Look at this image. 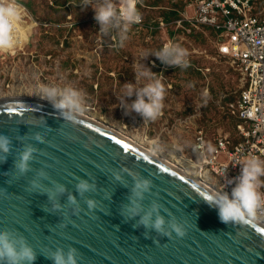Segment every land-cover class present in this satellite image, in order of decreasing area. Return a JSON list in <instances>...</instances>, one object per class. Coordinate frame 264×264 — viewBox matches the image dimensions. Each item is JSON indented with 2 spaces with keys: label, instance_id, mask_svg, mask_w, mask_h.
<instances>
[{
  "label": "water",
  "instance_id": "1",
  "mask_svg": "<svg viewBox=\"0 0 264 264\" xmlns=\"http://www.w3.org/2000/svg\"><path fill=\"white\" fill-rule=\"evenodd\" d=\"M35 133L43 143L32 139ZM0 135L12 141L7 162L0 163V231L23 236L35 250L34 264H52L46 258L51 251L70 247L80 255L78 264H264L259 219L246 225L222 223L217 209L203 200L217 192L209 184L98 121L80 116L71 125L46 101L7 96L0 98ZM28 143L37 151L31 171L19 176L13 161ZM133 176L153 183L142 202L144 211L158 202L166 221L175 218L183 225L184 237L172 232L169 238L133 228L136 220L125 222L120 212ZM81 179L94 183L95 191L81 197L76 191ZM57 184L66 191L55 196L61 208L53 212L47 194ZM69 196L75 197L78 212ZM85 199L97 201V208L90 211Z\"/></svg>",
  "mask_w": 264,
  "mask_h": 264
},
{
  "label": "rangeland",
  "instance_id": "2",
  "mask_svg": "<svg viewBox=\"0 0 264 264\" xmlns=\"http://www.w3.org/2000/svg\"><path fill=\"white\" fill-rule=\"evenodd\" d=\"M195 1L137 0L141 20L128 25L121 40L117 30L99 31L92 10L99 0H90L87 8L83 0H23L30 18L16 25L15 47L0 53V98L20 89L70 85L84 93L87 112L126 136H147L162 154L178 152L196 159L197 130L223 136L236 125V119L228 122L225 114L239 85L229 59L218 54L220 37L186 21L176 23ZM114 2L119 5V0ZM251 5L252 16L264 12V0H252ZM166 45L187 53L186 67H167L150 55ZM143 65L166 89L162 114L155 121L145 122L135 112L125 114L117 99L123 95L122 85L134 81ZM17 66L21 70L14 73ZM147 82L141 79L138 86ZM28 98L44 100L43 93Z\"/></svg>",
  "mask_w": 264,
  "mask_h": 264
},
{
  "label": "clouds",
  "instance_id": "3",
  "mask_svg": "<svg viewBox=\"0 0 264 264\" xmlns=\"http://www.w3.org/2000/svg\"><path fill=\"white\" fill-rule=\"evenodd\" d=\"M20 0H0V53L12 50L16 45L14 29L21 21L23 6ZM137 0H119V5L114 0H99L92 7L94 19L99 26V31L107 34L112 30L120 32L121 40L125 38L124 29L130 24L138 22L140 15L136 8ZM84 6H89L90 0H83ZM23 4V3H22ZM24 5V4H23ZM154 55L162 64L167 67H186L185 57L187 53L175 45H166ZM145 79L148 82L143 86H138L139 81ZM123 95L117 97L120 107L125 114L135 112L143 118V121H155L164 108V98L166 89L157 74L143 65V69L134 73V81H129L122 85ZM43 99L49 103L59 114L60 118L71 125H75L79 117L86 110L84 93L73 86L63 87L44 86L42 88ZM135 97V99H132ZM32 139L43 143L44 139L40 133H35ZM37 149L28 143L23 145L18 153V159L14 158L13 167L19 176L31 171L30 162L34 159ZM207 151L212 153L215 148L209 144ZM12 152V141L9 137L0 135V163H6L7 157ZM240 172L237 177L229 180L231 194L228 192L209 193L203 199L209 206L218 211L220 221L226 225H246L254 223L258 219V213H264V159L255 155L243 158L238 164ZM41 175H45L41 173ZM117 181L121 180L118 173H114ZM133 185L130 189L128 203L122 205L121 216L125 222L136 220L133 228L143 227L148 231L171 238L172 232L177 237H184L186 231L175 218L165 219L161 215L162 205L153 201L150 209L144 211L143 200L146 194H150L153 183L143 176H133ZM31 187L37 189L39 185L36 181L31 182ZM95 184L87 179H81L76 185V191L81 197L87 193L95 191ZM66 191L63 185H55V192L48 193V199L52 202V211H59L61 206L54 202L55 196ZM70 204L76 205L74 211H79V205L73 196L68 197ZM88 209L97 208V201L85 199ZM167 225V227H166ZM170 229V231H169ZM147 234V233H146ZM52 264H78L80 255L75 248L56 249L46 256ZM36 253L32 246L23 236H17L11 231H0V264H34Z\"/></svg>",
  "mask_w": 264,
  "mask_h": 264
},
{
  "label": "built area",
  "instance_id": "4",
  "mask_svg": "<svg viewBox=\"0 0 264 264\" xmlns=\"http://www.w3.org/2000/svg\"><path fill=\"white\" fill-rule=\"evenodd\" d=\"M251 2L196 0L184 18L176 22L179 26L186 21L193 28L207 26L219 30L218 54L229 59L241 74L237 97L226 106L227 114L236 119L234 130L238 139L227 132L223 136H207L203 130H197L196 159L186 158L195 164L199 179L229 195L234 186L228 185L229 180L240 172L237 164L250 155L264 159V12L259 17L252 16ZM19 3L25 11L21 20L30 18L27 7ZM209 144L215 148L212 153L207 151ZM258 215L264 217V213Z\"/></svg>",
  "mask_w": 264,
  "mask_h": 264
},
{
  "label": "bare ground",
  "instance_id": "5",
  "mask_svg": "<svg viewBox=\"0 0 264 264\" xmlns=\"http://www.w3.org/2000/svg\"><path fill=\"white\" fill-rule=\"evenodd\" d=\"M10 93H12L11 97H27L28 98V97H33V96L36 97L38 95H41L42 90L40 88H35L32 90V92H27L25 89H20L18 91H13V92L11 91ZM41 101H45V100H41ZM87 111L88 110L86 109L82 116L88 117V118L95 120V121L97 120L101 124H104L105 126L110 127V129H113L114 131L120 133L121 135L125 136L127 139H129L132 142L139 145L140 147L145 148L146 150H148L149 152H151L155 156H158L159 158L161 157L163 160H166L168 163L176 165L178 168H180L182 171L186 172L188 175L199 180V173L196 170L195 164L193 162H191L190 160H187L184 156L180 155L178 152L174 153L173 156L162 154L160 151H158V147L156 146L157 142L150 140L149 137H147V136L143 137L142 136L139 138V137L126 136L123 132L116 129L114 126H111L108 121L102 119L101 117H98L97 114H95V113L90 114ZM202 183L205 185L204 182H202ZM212 188H213V190L215 189V191L220 192L216 188H214V187H212ZM258 219H259V221H261L264 224V217L258 215Z\"/></svg>",
  "mask_w": 264,
  "mask_h": 264
},
{
  "label": "trees",
  "instance_id": "6",
  "mask_svg": "<svg viewBox=\"0 0 264 264\" xmlns=\"http://www.w3.org/2000/svg\"><path fill=\"white\" fill-rule=\"evenodd\" d=\"M20 2L21 3H23L24 4V2H23V0H20ZM56 2L58 3V4H60L59 3V0H56ZM47 4V3H46ZM25 5V4H24ZM48 5V4H47ZM29 7H31V5L29 6ZM138 7V4H136V8ZM59 26V25H58ZM204 29H208L211 33H213L214 35H215V37H218L219 36V34H220V31L219 30H217V29H215V28H212V27H207V26H205L204 27ZM233 67V66H232ZM233 69H234V72H235V74H236V77H237V82H238V85L240 84L239 83V79H240V72L235 68V67H233ZM238 91H239V88H238ZM238 91H237V93H238ZM236 97H237V95H236ZM235 97V98H236ZM234 101V100H233ZM225 115H228L227 116V121L228 122H233L234 121V118L233 117H231L229 114H225ZM233 138H234V140H237L238 138H237V136H236V133H235V130H234V126H233V130L229 133Z\"/></svg>",
  "mask_w": 264,
  "mask_h": 264
},
{
  "label": "crops",
  "instance_id": "7",
  "mask_svg": "<svg viewBox=\"0 0 264 264\" xmlns=\"http://www.w3.org/2000/svg\"><path fill=\"white\" fill-rule=\"evenodd\" d=\"M15 70H17V71L14 72V73H18V72H20L19 70H21V69H20V67L17 66ZM7 71H8V70H7ZM17 77H18V75H17Z\"/></svg>",
  "mask_w": 264,
  "mask_h": 264
}]
</instances>
